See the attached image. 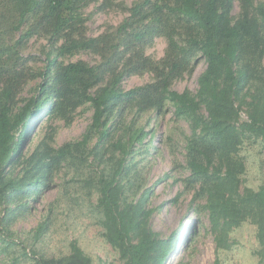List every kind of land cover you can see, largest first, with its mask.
<instances>
[{
	"label": "trees",
	"instance_id": "trees-1",
	"mask_svg": "<svg viewBox=\"0 0 264 264\" xmlns=\"http://www.w3.org/2000/svg\"><path fill=\"white\" fill-rule=\"evenodd\" d=\"M97 2L0 0V207L4 213L0 233L11 238L7 222L27 210V203L20 201L39 196L64 162L76 154L84 157L95 137L90 154L96 160L109 148L118 154L107 176L97 180V206L108 242L123 264H165L179 234L162 238L149 229L147 222L155 211L146 207L151 189L144 188L136 201H128L127 183L121 182L132 171L137 174V163L128 162L131 147L143 144L148 135L143 127H132L134 120L161 111L169 102L175 118L188 122L189 182L200 183L212 229L230 230L249 218L257 227L258 242L264 244V186L240 193L232 159L243 134L264 139V89L253 85L264 81V0H138L129 8L102 0L97 10L115 7L128 15L114 30L89 37L82 12ZM235 2L240 7L236 18ZM34 37L49 44L45 67L37 73L27 67L23 56ZM155 38L167 40L164 56L157 61L145 54ZM79 52L98 60L93 65L59 61ZM198 56L206 68L197 79V92L172 90L176 79L193 72L190 62ZM143 73L153 74V82L123 89L125 79ZM35 78H39L35 93L21 99L22 88ZM86 103L93 114L81 141L59 148L41 141L24 151L46 114L49 120L59 118L69 124ZM244 106H248L245 121L240 116ZM121 130L125 136L118 135ZM149 136L141 154H149L153 133ZM207 141L216 142L217 159L207 150ZM44 228L40 225L37 234ZM221 231L214 237L218 247L225 240ZM29 255L35 264H92L76 243L65 259H44L35 251Z\"/></svg>",
	"mask_w": 264,
	"mask_h": 264
},
{
	"label": "rangeland",
	"instance_id": "rangeland-1",
	"mask_svg": "<svg viewBox=\"0 0 264 264\" xmlns=\"http://www.w3.org/2000/svg\"><path fill=\"white\" fill-rule=\"evenodd\" d=\"M101 1L82 12L87 18L85 26L89 37L114 30L128 15V12L115 7L97 10ZM113 1L129 8L138 0ZM258 1L261 0H255ZM239 12V3L235 2L233 17L236 18ZM48 46L44 38L34 37L27 42L23 56L33 72L44 69ZM166 48L165 38H155L152 45L145 49V54L157 61L164 56ZM97 60L95 55L79 52L59 61L65 64L83 61L93 65ZM190 66H194L193 72L184 73L176 79L171 85L172 90L197 92V79L205 70L206 63L198 56L190 62ZM261 77L264 79V71ZM153 80L151 73L133 75L124 80L122 87L127 91ZM38 81L39 78H35L26 83L20 93L21 99L35 93ZM253 85L264 89V81L260 85L254 81ZM247 107L244 106L240 113L243 121L247 120ZM92 114L93 110L87 103L76 110L69 124L59 118L49 120L46 114L33 129L24 151L33 150L41 141H47L53 148L81 141L91 123ZM132 117H126L125 127L129 126ZM132 127H143L148 135L143 144L139 142L131 147L132 156L128 162L137 163V174L132 171L121 183H127L125 193L128 201H136L144 188L151 189L146 207L155 211L148 219L149 229L162 238H168L175 232L179 234L177 246L165 264H264V244L258 242L257 227L249 218L230 230L212 229L205 209L206 196L200 183L189 182L190 171L186 166L187 146L191 138L189 125L187 121L175 118L173 105L165 102L161 111L142 114L134 120ZM151 132L153 138L149 154H141ZM118 135L125 136L123 130ZM95 141V137L89 141L84 157L76 154L64 162L53 180L43 185L39 196L20 201L27 203V210L7 222L5 228L11 238L0 233V264H35L30 251H35L44 259H65L70 254L72 243L79 246L92 264H123L118 250L110 245L105 236L102 213L97 206V180L107 176L118 154L109 148L96 160L90 154ZM205 144L209 145L207 150L217 159L216 142L207 141ZM232 159L236 163L240 193L246 189L256 192L264 186L263 138L243 134ZM10 207L14 208V205ZM3 214L0 207V217ZM40 225H45V228L38 235ZM2 226L4 224L0 223V232ZM218 231L225 236L223 243L219 238L223 247H218L214 238Z\"/></svg>",
	"mask_w": 264,
	"mask_h": 264
}]
</instances>
